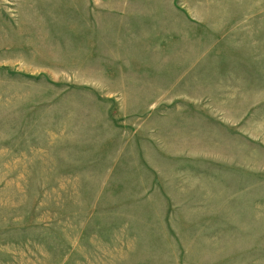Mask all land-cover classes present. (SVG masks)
I'll return each mask as SVG.
<instances>
[{"label": "rangeland", "instance_id": "obj_1", "mask_svg": "<svg viewBox=\"0 0 264 264\" xmlns=\"http://www.w3.org/2000/svg\"><path fill=\"white\" fill-rule=\"evenodd\" d=\"M0 264H264V0H0Z\"/></svg>", "mask_w": 264, "mask_h": 264}]
</instances>
